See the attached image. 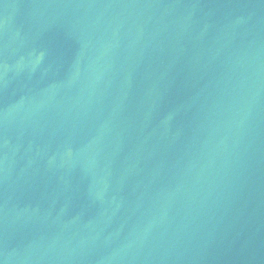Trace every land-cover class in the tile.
Here are the masks:
<instances>
[{
    "label": "water",
    "instance_id": "1",
    "mask_svg": "<svg viewBox=\"0 0 264 264\" xmlns=\"http://www.w3.org/2000/svg\"><path fill=\"white\" fill-rule=\"evenodd\" d=\"M0 264H264V0H0Z\"/></svg>",
    "mask_w": 264,
    "mask_h": 264
}]
</instances>
